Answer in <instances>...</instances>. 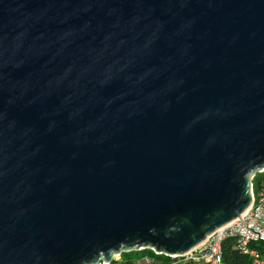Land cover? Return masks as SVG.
Here are the masks:
<instances>
[{"label":"water","instance_id":"obj_1","mask_svg":"<svg viewBox=\"0 0 264 264\" xmlns=\"http://www.w3.org/2000/svg\"><path fill=\"white\" fill-rule=\"evenodd\" d=\"M264 169V0H0V264L194 253Z\"/></svg>","mask_w":264,"mask_h":264},{"label":"built area","instance_id":"obj_2","mask_svg":"<svg viewBox=\"0 0 264 264\" xmlns=\"http://www.w3.org/2000/svg\"><path fill=\"white\" fill-rule=\"evenodd\" d=\"M264 169L254 173L251 180L252 202L249 208L237 219L218 229L211 234L207 240L194 253L183 258H189L191 264H227L224 260L222 242L228 236H235L237 247L244 255H247L250 264H264V250L260 249L259 242L264 241V184L255 191L254 178L258 173H263ZM259 243V244H257ZM138 249H143L138 248ZM156 254L159 253L155 249ZM197 255L196 259L193 255ZM166 255V254H165ZM172 257V256H170ZM174 260L183 259L182 256L172 257ZM114 261V260H113ZM105 261L100 264H112ZM141 264H165L152 256L145 257ZM169 264H176L170 262Z\"/></svg>","mask_w":264,"mask_h":264},{"label":"trees","instance_id":"obj_3","mask_svg":"<svg viewBox=\"0 0 264 264\" xmlns=\"http://www.w3.org/2000/svg\"><path fill=\"white\" fill-rule=\"evenodd\" d=\"M264 184V172L258 173L254 178L255 191ZM260 243V244H259ZM257 244L260 249L264 250V241L259 242ZM224 260L227 264H250L251 260L247 255L241 253L239 248L237 247V239L235 236H228L222 242ZM264 252V251H263ZM135 254L137 255V259L134 258ZM152 256L162 263L169 264L174 260L172 257L165 254H156L150 248L143 249H131L128 251H124L119 259L112 261V264H141V261L147 257ZM139 258H142L139 261Z\"/></svg>","mask_w":264,"mask_h":264},{"label":"rangeland","instance_id":"obj_4","mask_svg":"<svg viewBox=\"0 0 264 264\" xmlns=\"http://www.w3.org/2000/svg\"><path fill=\"white\" fill-rule=\"evenodd\" d=\"M196 256H197L196 254L193 255V258L196 259ZM119 258H120L119 255L118 256H115V259L114 260L119 259ZM134 258L137 259V255L136 254H135ZM141 260H142V258H139V261H141ZM172 262H174L176 264H191L192 263V261L189 258L172 260Z\"/></svg>","mask_w":264,"mask_h":264}]
</instances>
